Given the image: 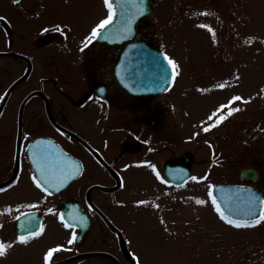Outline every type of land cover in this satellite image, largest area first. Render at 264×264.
Wrapping results in <instances>:
<instances>
[{
  "label": "flooded vegetation",
  "instance_id": "1",
  "mask_svg": "<svg viewBox=\"0 0 264 264\" xmlns=\"http://www.w3.org/2000/svg\"><path fill=\"white\" fill-rule=\"evenodd\" d=\"M80 7L77 0H0V84L8 86L0 96V195L26 188L44 196L40 203L12 202L14 220L0 223V243H11L13 253L0 264H45L53 248L61 250L50 264H143L144 256L155 262L159 204L157 210L131 207L136 193L124 187L143 175L159 179V93L135 95L118 82L114 48L122 46L84 41ZM137 38L156 45L139 31ZM12 96L16 103L9 108ZM49 99L68 107L45 109ZM37 137L54 140L78 160L81 171L65 189L36 186L28 146ZM185 154L166 161L192 167ZM66 209L71 228L60 219L66 220ZM29 211L35 214L20 224ZM140 215L155 225L142 227ZM20 236L28 242L20 243Z\"/></svg>",
  "mask_w": 264,
  "mask_h": 264
},
{
  "label": "rangeland",
  "instance_id": "2",
  "mask_svg": "<svg viewBox=\"0 0 264 264\" xmlns=\"http://www.w3.org/2000/svg\"><path fill=\"white\" fill-rule=\"evenodd\" d=\"M77 3L86 41L110 13L105 0ZM153 7L139 36L169 55L176 75L159 95V179L143 175L124 187L136 193L131 207L157 210L159 204V248L152 264H264V221L236 228L221 218L209 195L218 182L247 183L240 177L247 166L259 169V179L250 184L264 193V0H153ZM119 50L114 48L115 57ZM6 88L0 84V96ZM236 96L242 100L234 101ZM67 107L66 101L49 99L44 108ZM234 109L239 111L210 127ZM183 153L191 156L192 177L197 179L177 188L168 182L164 163ZM41 198L42 193L31 195L26 188L0 195V223L14 220L13 201L40 203ZM140 216L142 227L145 221L155 225L154 219ZM7 249L5 255L12 257V245ZM142 260L149 264L145 256Z\"/></svg>",
  "mask_w": 264,
  "mask_h": 264
},
{
  "label": "water",
  "instance_id": "3",
  "mask_svg": "<svg viewBox=\"0 0 264 264\" xmlns=\"http://www.w3.org/2000/svg\"><path fill=\"white\" fill-rule=\"evenodd\" d=\"M113 3L115 16L99 40L111 44L126 43L115 64L117 79L133 94L163 92L175 76L172 65L168 63V54L144 40H134L140 20L153 13L151 0H113ZM29 153L39 179H49L50 183L46 185L49 190L64 189L80 171L75 158L50 140L37 138L30 144ZM165 172L173 184L182 185L190 176L191 168L187 164L167 163ZM259 175L255 167H245L241 172V178L254 181L258 180ZM53 184L56 187H52ZM212 195L224 214L236 220L252 221L253 217H258L263 211L264 196L255 186L216 183L212 186ZM33 214L34 211L23 214L19 218L20 224ZM65 214L67 220L73 223L68 209ZM38 223L36 218L31 229H38Z\"/></svg>",
  "mask_w": 264,
  "mask_h": 264
},
{
  "label": "snow or ice",
  "instance_id": "4",
  "mask_svg": "<svg viewBox=\"0 0 264 264\" xmlns=\"http://www.w3.org/2000/svg\"><path fill=\"white\" fill-rule=\"evenodd\" d=\"M105 3H106V5H107V7L109 9V13L110 14L108 15L107 19L101 21L100 24L96 28H94L92 30L91 37L89 38V43L91 42V38L92 37H96V38L100 37L101 36V33L103 32V30L106 29L107 26L109 24H111L112 21H113V18L115 16V11L113 10V4H112L111 0H105ZM0 19H2V18H0ZM128 23H130V21H128ZM201 27H204V26L201 25ZM87 46L88 45L85 44V47H87ZM168 63L170 65H172L173 70L175 71V68H176L175 63L172 60H170V59L168 60ZM220 87L223 88V87H225V85L221 84ZM233 99H234V101H241L242 100V97L236 96ZM222 107H227V106H222ZM233 111H239V109L229 110L228 113H227V115L218 116V118L215 120V122L212 125H210V127H216L220 122H222L223 120L227 119L228 116H231ZM210 119H212V118L210 117ZM210 127H205L203 130L205 132H207V131L210 130ZM33 179H34V181L36 183V186L38 188L39 187H43V190L44 191H46V192L48 191V187L46 185H48L50 183V181H49V179L47 177H45V179L43 181L37 180L35 176L33 177ZM191 179L192 180H196L197 178L196 177H192ZM52 187H56V185L53 184ZM50 194L51 193H49V195ZM209 195L211 196V192L209 193ZM140 203H145V202L141 201ZM196 203L197 204H203L205 202L202 201V200H197ZM212 203L214 205H216V211L220 214L221 218L224 219V220H226V222L228 224L233 225L236 228H241V227H245V228H247V227H255L256 225H258L262 221H264V211H262L258 217H253V220H252L251 223H243L242 224V223L236 222L233 219H229L224 214V212L222 211V209L220 208V206L217 204L215 197L212 198ZM60 219L62 221H64V227H66V228L73 227V224L72 223H69L68 221L64 220L63 215L60 217ZM29 235L34 237V236L40 235V233L39 232H30ZM75 238H76L75 235H73L72 241H74ZM72 241H69V242L71 243ZM19 242L22 243V244H26L28 242V239L25 236H20L19 237ZM10 247H11V245H5L4 243H0V257L5 256L6 249L7 248H10ZM60 250H61L60 248L50 249L46 253V255H45V264H50V261H51V259L53 257V254L56 253V252H58V251H60Z\"/></svg>",
  "mask_w": 264,
  "mask_h": 264
}]
</instances>
